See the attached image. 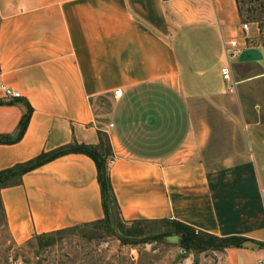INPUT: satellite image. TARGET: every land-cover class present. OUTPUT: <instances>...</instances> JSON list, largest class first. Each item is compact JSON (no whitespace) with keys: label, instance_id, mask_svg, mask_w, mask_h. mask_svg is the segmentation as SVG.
Wrapping results in <instances>:
<instances>
[{"label":"crops","instance_id":"0c3cea01","mask_svg":"<svg viewBox=\"0 0 264 264\" xmlns=\"http://www.w3.org/2000/svg\"><path fill=\"white\" fill-rule=\"evenodd\" d=\"M255 25L246 35L236 0H0V137L12 140L0 144V172L68 145L97 147L102 133L124 222L263 243L264 107L243 98L264 83ZM1 198L18 246L105 218L84 154L26 173ZM221 253L218 264H258L262 249Z\"/></svg>","mask_w":264,"mask_h":264},{"label":"rangeland","instance_id":"374dc122","mask_svg":"<svg viewBox=\"0 0 264 264\" xmlns=\"http://www.w3.org/2000/svg\"><path fill=\"white\" fill-rule=\"evenodd\" d=\"M252 1L257 8L264 5V0ZM252 20L241 18L242 24L249 23L251 28L256 24L252 44L264 49V31L262 33L259 24ZM251 28L247 34L253 33ZM262 56L264 60V52ZM260 71L264 73V62ZM246 73H241L240 77L248 75ZM249 87L244 90L245 107L250 110L256 100L264 107V83L259 87ZM262 121L264 123V117ZM114 226L112 233L107 232L104 225L80 226L18 246L5 227L0 211V264H218L222 257L216 248L205 245L199 249L184 247L171 223L140 222L122 228L116 221ZM128 229L144 235L128 237L124 234Z\"/></svg>","mask_w":264,"mask_h":264},{"label":"trees","instance_id":"16d2710c","mask_svg":"<svg viewBox=\"0 0 264 264\" xmlns=\"http://www.w3.org/2000/svg\"><path fill=\"white\" fill-rule=\"evenodd\" d=\"M236 3L240 18L244 19L245 17H247L249 20L253 19L252 22L259 24L261 32L263 33L264 5L261 8H257L254 6L252 0H236ZM0 104H2V102H0ZM32 111H33L32 108L29 106L28 113L24 117V120L22 122L20 136H22L26 131V127L30 121ZM10 142H12L10 137L7 136L0 137V144L10 143ZM68 154L87 155L95 162L98 171V181L101 187L105 218L101 221L94 222L91 224H86L84 226L94 227L99 225L102 227L104 225L106 231L112 233L113 230L115 229L114 225L116 221L120 224V226H122V228L129 225V223L124 222L121 218L120 207L112 186V181L109 172V159L113 156L111 145L109 143L108 137L100 133V145L97 147L86 146V145H68L53 152L42 154L39 158L29 163L22 164L16 166L15 168L0 172V211L6 228H7V217L1 198V190L6 187L20 185L22 183V178L26 173L33 171L50 161H53L59 157ZM139 223L140 222H133L132 224H139ZM148 223H154V222H148ZM159 223L173 224L175 233H177V235L180 237L181 244L186 248L199 249V248H203L202 246L205 245L209 248H216L220 252H226L229 249L244 248L246 245L250 243L257 245L259 248L263 247V243L260 242H255L237 236L226 237V238L217 237L201 231H197L195 228L177 221L163 220V221H159ZM65 231L67 230L45 234L39 237L50 238L52 236L59 235ZM124 234L128 237H134L136 235L137 236L144 235V233L142 232H136L135 230H130V229L124 232Z\"/></svg>","mask_w":264,"mask_h":264},{"label":"built area","instance_id":"2783aa9c","mask_svg":"<svg viewBox=\"0 0 264 264\" xmlns=\"http://www.w3.org/2000/svg\"><path fill=\"white\" fill-rule=\"evenodd\" d=\"M242 27H243V31L247 34L250 31L251 24L244 23ZM226 46H228V49L226 51L228 60L234 59L238 53V51H237L238 50V42L237 41H231L229 43H226ZM221 72H222V76H223L224 81L229 84L230 92L231 93L236 92L238 82H236L234 80L230 66L222 68ZM4 91H5V95H6L7 99L12 100V99H19L22 97L19 92H16L10 88H6V89H4ZM115 95L117 97H120L122 95V92L117 91V92H115ZM114 161H115L114 158H111L109 160V168H110V165H112L114 163ZM261 249H262V254L258 260V264H264V242H263V247Z\"/></svg>","mask_w":264,"mask_h":264}]
</instances>
